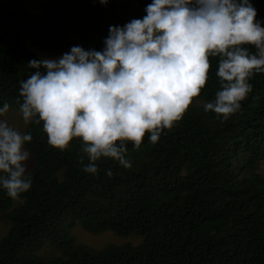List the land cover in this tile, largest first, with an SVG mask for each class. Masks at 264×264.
<instances>
[{
  "label": "trees",
  "instance_id": "obj_1",
  "mask_svg": "<svg viewBox=\"0 0 264 264\" xmlns=\"http://www.w3.org/2000/svg\"><path fill=\"white\" fill-rule=\"evenodd\" d=\"M251 2L264 20V0ZM151 3L0 0V107L20 109V81L35 71L28 62L43 60L34 46L58 51L74 30L79 46L101 50L110 26L143 18ZM209 60L206 84L180 121L156 143L148 133L139 148L125 142L130 168L102 157L87 173L82 138L61 150L43 122L29 123L32 186L19 199L0 187V264H264V73L224 120L204 108L221 88L219 57ZM75 225L142 242L93 249L75 242Z\"/></svg>",
  "mask_w": 264,
  "mask_h": 264
},
{
  "label": "clouds",
  "instance_id": "obj_2",
  "mask_svg": "<svg viewBox=\"0 0 264 264\" xmlns=\"http://www.w3.org/2000/svg\"><path fill=\"white\" fill-rule=\"evenodd\" d=\"M145 12L110 26L101 50L74 45L44 59L40 52L46 51L33 48L43 60H30L35 71L20 81L24 123L43 122L48 143L61 150L82 138L87 173L98 172L95 162L102 157L130 168L126 141L139 148L148 133L158 142L205 86L209 57H219L221 88L204 108L224 120L252 92L251 77L264 73V20L251 0H152ZM9 108L5 102L0 117ZM32 139L0 118V187L13 199L32 186L25 148Z\"/></svg>",
  "mask_w": 264,
  "mask_h": 264
},
{
  "label": "rangeland",
  "instance_id": "obj_3",
  "mask_svg": "<svg viewBox=\"0 0 264 264\" xmlns=\"http://www.w3.org/2000/svg\"><path fill=\"white\" fill-rule=\"evenodd\" d=\"M120 2V0H118ZM69 44H65L61 49L54 52H40V55L44 57V59L49 58H55L57 56L62 55L65 52H69L70 48L74 45H79L80 40L78 36L76 35L74 30L69 31V38H68ZM35 50L38 49V47H33ZM7 119L10 124L17 127L21 132L25 133L26 126L28 124H25L22 119V114L20 113V110H9L4 117H0ZM25 148L27 149L26 145ZM28 150V149H27ZM29 151V150H28ZM30 152V151H29ZM31 153V152H30ZM34 164V158L33 154L31 153V162H30V168L29 171L32 168V165ZM6 232V223L0 219V238L2 235ZM71 236L78 244L88 245L92 247L93 249L101 250L106 248L108 245L115 244V245H124V244H140L142 242V238L138 235H129V236H122L118 235L113 231H106L103 233H91L84 229L81 225H75L71 229Z\"/></svg>",
  "mask_w": 264,
  "mask_h": 264
}]
</instances>
